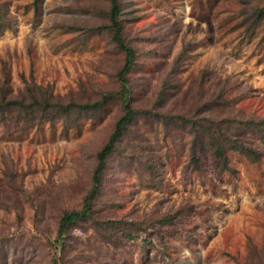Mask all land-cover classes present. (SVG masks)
<instances>
[{
	"label": "rangeland",
	"instance_id": "1",
	"mask_svg": "<svg viewBox=\"0 0 264 264\" xmlns=\"http://www.w3.org/2000/svg\"><path fill=\"white\" fill-rule=\"evenodd\" d=\"M119 2L137 115L59 242L125 54L108 0H0V264H264V0Z\"/></svg>",
	"mask_w": 264,
	"mask_h": 264
},
{
	"label": "trees",
	"instance_id": "2",
	"mask_svg": "<svg viewBox=\"0 0 264 264\" xmlns=\"http://www.w3.org/2000/svg\"><path fill=\"white\" fill-rule=\"evenodd\" d=\"M110 4V30L112 34L113 42L124 52L125 61L118 73V80L120 82V89L116 93V96L122 100L124 103V113L117 120L115 129L110 136L107 143L98 152L97 159L98 164L93 174V184L89 193L85 196L83 201V208L80 211H70L66 212L60 219V228L58 231L59 242L63 241L65 234L68 231L69 225L74 224L80 219L87 217L92 211V203L96 198L101 184L103 171L107 164V159L109 155L114 151L117 143L123 136L124 131L128 126L134 123L136 119V111L132 107L131 103V90L129 86V74L134 66L136 52L135 49L129 45L123 36V23L120 20V0H108ZM264 15V9L261 12ZM103 103V102H102ZM102 103L87 104V105H77L80 109H92L101 106ZM66 110L69 107H65ZM221 142L218 143V148L216 150L217 156L220 157L223 154ZM195 150V149H194Z\"/></svg>",
	"mask_w": 264,
	"mask_h": 264
}]
</instances>
